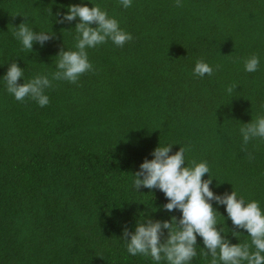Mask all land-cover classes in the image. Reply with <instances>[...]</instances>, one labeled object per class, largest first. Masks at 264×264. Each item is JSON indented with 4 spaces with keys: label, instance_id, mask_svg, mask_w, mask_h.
I'll return each mask as SVG.
<instances>
[{
    "label": "trees",
    "instance_id": "16d2710c",
    "mask_svg": "<svg viewBox=\"0 0 264 264\" xmlns=\"http://www.w3.org/2000/svg\"><path fill=\"white\" fill-rule=\"evenodd\" d=\"M78 4L99 5L133 39L87 48L93 70L77 84L52 81L45 107L30 97L17 101L3 80L8 65L23 69L19 84L38 74L51 79L58 52L76 50L79 22L57 23V13ZM175 4L0 0V264H157L130 255L121 237L144 216H181L163 209L168 201L158 189L133 188L132 174L158 146L173 145L170 154L190 149L186 166L207 161L214 195L233 190L264 211V139L245 146L240 132L264 116V0ZM25 20L54 38L22 50L13 33ZM253 54L260 63L249 73L244 61ZM198 59L213 67L212 76L193 74ZM212 203L229 242L250 244L225 206ZM196 246L189 264H211L199 236Z\"/></svg>",
    "mask_w": 264,
    "mask_h": 264
},
{
    "label": "clouds",
    "instance_id": "9594fccd",
    "mask_svg": "<svg viewBox=\"0 0 264 264\" xmlns=\"http://www.w3.org/2000/svg\"><path fill=\"white\" fill-rule=\"evenodd\" d=\"M125 8L132 6V0H120ZM176 7H182L181 0H176ZM57 23L75 24L76 42L75 51H65L63 48L58 52L56 71L47 75H36L27 82L19 84L22 80L23 69L16 62L8 65L3 77L6 90L17 101L23 102L26 97L36 101L40 107L49 103V97L45 95V89L52 87V81H68L77 84L81 75L93 70L89 62L87 48H93L111 40L116 46L123 47L133 39L132 35L120 28L117 19L110 17L107 11L99 5L89 8L86 5H70L66 14L61 15ZM91 25H95L92 27ZM14 37L22 45V50L32 51L33 45L43 47L46 41L54 38L53 33L33 31L28 23L23 22L14 27ZM259 57L251 55L244 61L245 71L251 73L258 70ZM220 65L216 66L219 70ZM197 77L205 74L212 76L214 69L203 59H198L193 69ZM237 85L235 83L226 88L231 94ZM243 144L254 138L264 139V116H258L254 121L243 124L240 129ZM173 145L158 146L151 153L152 159H145L140 164L139 170L133 175V188L138 191L141 188L161 191L167 203L163 209L172 212L178 210L181 213L179 219L171 217L168 221L152 220L144 216L142 221L136 224L134 231L126 227L122 232L121 240L126 245L127 252L132 255L150 256L159 264L166 260L167 264H189L197 255V236L202 238L206 251L203 255H211V264H264V211L258 201L246 202L236 191L214 195L210 190L212 178L209 176L207 161L199 163L192 161L191 166L185 164V153L190 149L180 147L174 154ZM246 150V148L242 149ZM208 179H202L205 175ZM224 205L227 218L230 219L233 229L246 230L250 237L249 243L231 244L224 234L225 227L218 226V217H221L213 203ZM222 218V217H221ZM224 220V218H223ZM167 230V237H164ZM238 236L237 231L232 232ZM255 249L254 251L252 249Z\"/></svg>",
    "mask_w": 264,
    "mask_h": 264
}]
</instances>
